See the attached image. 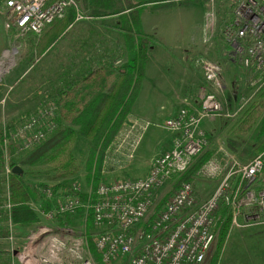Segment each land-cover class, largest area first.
Here are the masks:
<instances>
[{
  "label": "rangeland",
  "instance_id": "374dc122",
  "mask_svg": "<svg viewBox=\"0 0 264 264\" xmlns=\"http://www.w3.org/2000/svg\"><path fill=\"white\" fill-rule=\"evenodd\" d=\"M76 1L82 14L89 16V9L85 2ZM130 1L134 4L138 0ZM176 1L181 0L168 2ZM121 2L126 8L127 1L121 0ZM156 3L161 2L144 4L145 11H151L150 4ZM237 3L238 0H190L183 8H174V6L158 8L161 14L158 16H161L162 20L173 17L175 24H178L180 19L182 25V19H185L187 22L185 27H187L181 40L175 39L171 48L165 40H161L165 48L162 50L166 52L168 49V52H173V56L178 57L179 61L174 58V63L170 68L165 65L167 72L156 71L154 78L146 79V85L151 82V79H155V83L158 84L159 81L163 82L172 77L175 81L183 77L188 85V97L195 102L198 100L200 88L205 85L200 61L209 59L219 63L222 68L223 89L219 96L224 112L229 115L217 116L204 121V129L208 138V147L203 152L208 156L206 161L218 160L222 157L221 150L224 149L240 162L245 163L264 150L257 151L256 149L264 140V136L259 135L261 117L244 132L241 131L239 125L244 110L252 102L264 97V93L260 97L264 88L260 85L259 87L250 85V73L242 68L232 55V46L227 39L226 31L232 22L233 11ZM123 13H127V10ZM165 20L161 22V25L167 27ZM201 20L202 28H200ZM121 21L120 13L82 18L70 25L67 33L58 39L52 48L40 52L37 45L46 28L40 35L7 28L4 4L0 0V129L14 124L13 134L16 127L39 115V112H48L45 114L53 116L58 105L52 98L61 83L65 79L85 72L90 67L98 66L101 55L113 54L116 65L125 62L128 50ZM207 27L211 30L210 35H207ZM155 88L160 89L164 97H169L167 85L154 86L153 89ZM148 100L149 103L150 100L152 101V106L157 104L153 96H150ZM137 118L128 115L113 139L102 150L103 152L101 150L93 152L92 141L88 139L78 137L68 143V150L73 154L77 166L72 182L78 184L83 196L90 187L94 188L100 182L134 178L143 173L144 170L137 165V162L145 161L148 157L146 147L150 142L145 137L147 131L138 142L133 155L129 156L131 147L139 139L138 129L130 128ZM139 119L142 120V118ZM158 122L160 124L162 121ZM65 125L67 124L63 126ZM156 128L160 135L167 133L171 136L167 130ZM54 131L55 129L47 133L43 140L29 148L22 147L21 143L16 144L11 137L15 145V151L10 155L12 163L19 167L24 179L31 184L61 183L60 179L52 178L55 174L52 164L40 161L33 164L27 162L31 152L48 140ZM11 140L8 139L6 142L9 143ZM227 140L234 142L235 149L227 145ZM88 164L91 166L87 170ZM98 167L99 173H97ZM9 170L10 168L6 166L4 172L0 173V264H38L34 262L36 254L42 250L43 242L47 241L49 236L82 237L85 240V236L87 239L89 234L96 232L92 222L89 223V218H85L84 209H79L71 215L61 216L59 220L58 217L48 218L40 214L37 211L41 204L40 201L32 204L39 216L37 224L30 227L13 224L9 219L7 203L6 174ZM197 172L198 170L191 174L190 179L198 196L204 198L213 190L216 181L198 176ZM95 180L98 181L96 184H94ZM182 180H185L183 175L177 181L169 182L157 191L159 201L157 209L162 208L163 203ZM141 225L142 222L136 228H140ZM44 227L49 228L50 232L32 241V236L38 232L39 228ZM219 234L220 231L211 246L209 255L211 264L215 261H220L222 264H264V227H229L224 243L218 252ZM66 240L63 239V241ZM87 242L90 252L94 253L92 240L88 238ZM135 255L136 250L107 264H132ZM214 258L215 261H213ZM73 264H79V262ZM93 264L104 263L94 260Z\"/></svg>",
  "mask_w": 264,
  "mask_h": 264
},
{
  "label": "built area",
  "instance_id": "2783aa9c",
  "mask_svg": "<svg viewBox=\"0 0 264 264\" xmlns=\"http://www.w3.org/2000/svg\"><path fill=\"white\" fill-rule=\"evenodd\" d=\"M2 1L6 27L23 33L40 35L68 8H73L75 21L93 17L83 15L76 0ZM206 31L210 35L209 27ZM226 36L232 55L250 73V85H264V0H238ZM200 65L205 85L200 88L198 105H182L160 124L137 118L130 125L139 134L130 157L150 126L167 130L172 136L170 147L151 159L146 175L100 182L84 196L75 182L42 190L49 209L39 204L40 214L61 217L84 209L96 232L85 240L49 236L35 263L93 264L98 260L107 264L136 250L132 264H211V246L225 219L220 213L222 207L230 214V228L264 225V150L242 163L222 149L221 158L204 162L197 172L216 181L208 196L199 197L192 181L182 180L157 209V191L177 181L207 149L203 122L229 115L219 96L223 89L221 65L209 59H202ZM45 113L39 112L15 128L12 139L16 144L33 147L56 128L53 116ZM48 232L47 227L39 228L32 241ZM89 236L94 253L87 246Z\"/></svg>",
  "mask_w": 264,
  "mask_h": 264
},
{
  "label": "trees",
  "instance_id": "16d2710c",
  "mask_svg": "<svg viewBox=\"0 0 264 264\" xmlns=\"http://www.w3.org/2000/svg\"><path fill=\"white\" fill-rule=\"evenodd\" d=\"M83 1L89 9L90 15L94 17L120 13L128 57L125 62L116 65L113 54H103L100 56L98 66L90 67L73 78L65 79L56 90L52 98L58 105V109L53 114V120L56 123L55 131L48 140L31 152L27 162L33 164L40 161L52 164L55 170L52 178L60 179L61 183L31 184L24 179L20 172H13L14 164L10 155L15 151L13 139L11 140L14 124L0 129V173L4 172L6 166L10 168L6 174L9 219L20 227H30L39 222V216L32 206L33 203L40 201L42 209H49V204L42 194L43 189L67 186L72 182V176H74L77 166L73 154L68 150V143L78 137L88 139L92 141L93 152H100L110 143L122 122L130 114L144 78L147 48L151 37L141 30L140 15L144 4L160 1L161 3H156L153 7L168 8L182 6L190 2V0L176 2H168L172 0H138L133 4L130 0H126L127 6L124 8L121 0ZM125 10L127 13H123ZM74 18L73 8H68L63 17L56 18L47 24L38 41L37 46L40 52L52 48L54 43L67 33L69 26L75 22ZM261 88H264V85ZM263 93L264 89L261 91L260 97ZM263 113L264 97L252 102L244 110L239 123L241 131L248 130L261 117L259 135L264 136ZM65 123L67 125L63 126ZM8 139L11 140L9 143L6 142ZM227 145L231 149H235L236 146L231 140H227ZM256 149L257 151L264 149V140ZM207 159L208 156L204 153L183 174V179L191 181L190 175L195 173ZM90 166V164L87 165V170ZM97 173H99V167ZM88 181H90L89 177ZM97 182L95 180L94 184ZM220 213L224 215L225 219L218 237V252L230 227L228 210L222 207ZM58 218L61 219V217ZM91 222L89 219V223ZM88 238L91 240L90 236Z\"/></svg>",
  "mask_w": 264,
  "mask_h": 264
},
{
  "label": "crops",
  "instance_id": "0c3cea01",
  "mask_svg": "<svg viewBox=\"0 0 264 264\" xmlns=\"http://www.w3.org/2000/svg\"><path fill=\"white\" fill-rule=\"evenodd\" d=\"M150 5H151L150 8L151 11H145V7H144L145 5H144L140 15L141 30L146 35L151 36L150 37L151 41L149 42L147 48V60L144 67V71H145L144 78L142 80L138 95L135 101L133 102L129 115L133 117L149 120L152 124H159L158 121L163 122L165 119L173 116L182 105H186V104H192L195 106L198 105L199 96L197 101L192 102L191 98L188 97L189 96L187 93L188 85H186L184 81L185 78L183 77H181V79H179L178 81H175L172 77V79H168L163 82L159 81L158 84L155 83V79H151V82H149V84L146 85V79L148 77L154 78L156 71L163 70L167 72L168 71L167 67L169 68L171 67V65L174 63V58L177 61H179L178 57L173 56L174 55L173 52H168V49L166 52L162 50L165 48L161 40H165L167 45H169L171 48L173 46V42L175 39L181 40L183 32L186 31L185 29L187 27V26L185 27L187 23L185 19H182L183 20L182 25L180 19H179V23L177 19L178 24H175L174 23L175 18L173 17H169V19L164 18L165 15L163 16L164 18L163 20L166 19L165 23L167 22L168 25L167 27L162 26L161 22H163V20L161 19V16H158L161 15L159 13L158 8L153 7L154 6L153 4ZM184 6L185 5L174 6V8L175 7L183 8ZM172 7L173 6L168 8H172ZM188 19L189 18H187V20ZM200 28H202V20H201ZM165 65L167 66L166 68ZM185 70L186 68L184 67V72ZM162 84L163 86L167 85L169 87L168 98L162 95L160 89L157 88L153 89L154 86H162ZM150 96H153L154 100L156 101L157 104L155 106H152L151 100L149 103L148 98ZM156 127L157 126L152 125L149 127V129L146 132L147 134L145 137L148 139V142L150 143H148L146 147L148 153V157L146 158V160L145 161L141 160L137 162V165H139V167H141L144 170L143 173L139 175L140 177L147 174L150 167L151 159L156 155H158L159 153H161L162 151L168 149L171 144V136L167 133L160 135ZM203 129H204V122H203ZM255 227H264V225H259Z\"/></svg>",
  "mask_w": 264,
  "mask_h": 264
},
{
  "label": "water",
  "instance_id": "95a60500",
  "mask_svg": "<svg viewBox=\"0 0 264 264\" xmlns=\"http://www.w3.org/2000/svg\"><path fill=\"white\" fill-rule=\"evenodd\" d=\"M12 171L13 172H21L18 166H14Z\"/></svg>",
  "mask_w": 264,
  "mask_h": 264
}]
</instances>
